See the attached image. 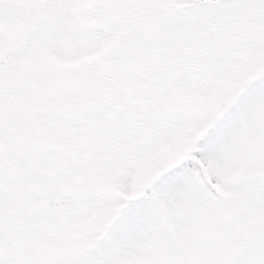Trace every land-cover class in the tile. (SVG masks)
I'll return each instance as SVG.
<instances>
[{
  "label": "snow or ice",
  "instance_id": "1",
  "mask_svg": "<svg viewBox=\"0 0 264 264\" xmlns=\"http://www.w3.org/2000/svg\"><path fill=\"white\" fill-rule=\"evenodd\" d=\"M0 264H264V0H0Z\"/></svg>",
  "mask_w": 264,
  "mask_h": 264
}]
</instances>
